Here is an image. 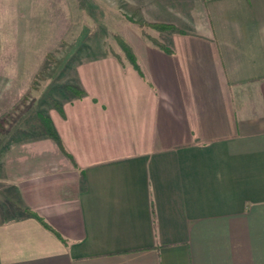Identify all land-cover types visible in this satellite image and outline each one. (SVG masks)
<instances>
[{"label": "crops", "instance_id": "obj_1", "mask_svg": "<svg viewBox=\"0 0 264 264\" xmlns=\"http://www.w3.org/2000/svg\"><path fill=\"white\" fill-rule=\"evenodd\" d=\"M111 4L139 69L79 63L63 148L5 153L0 264H264V0Z\"/></svg>", "mask_w": 264, "mask_h": 264}, {"label": "rangeland", "instance_id": "obj_2", "mask_svg": "<svg viewBox=\"0 0 264 264\" xmlns=\"http://www.w3.org/2000/svg\"><path fill=\"white\" fill-rule=\"evenodd\" d=\"M111 1L0 0V163L14 145L45 131L39 116L81 92L74 85L79 63L121 49L124 22Z\"/></svg>", "mask_w": 264, "mask_h": 264}, {"label": "trees", "instance_id": "obj_3", "mask_svg": "<svg viewBox=\"0 0 264 264\" xmlns=\"http://www.w3.org/2000/svg\"><path fill=\"white\" fill-rule=\"evenodd\" d=\"M141 25H144V23H140ZM154 28H158V29H161V30H166V29H174L175 27L171 24H164V23H151V24H148ZM118 43L121 47V49L123 50L124 52V55L126 57V59L134 66L136 67L137 69H139L137 63H136V60H135V56L134 54L132 53L130 47L123 41L119 40L118 39ZM71 89V88H70ZM75 92V91H73ZM40 120H41V123L45 129V131L47 132V134L49 136H51L52 138H54L58 143L59 145L62 147L61 145V141L57 135V133L55 132L54 128H53V125H52V122L50 119L46 118V117H43V116H39ZM32 216H34L35 218H37V220L42 224L44 225L45 227L47 228H50V226L40 217L38 216L37 214L33 213V212H29ZM51 229V228H50Z\"/></svg>", "mask_w": 264, "mask_h": 264}]
</instances>
